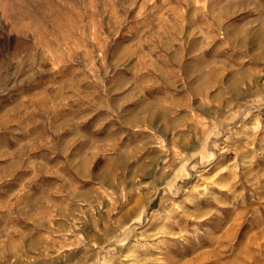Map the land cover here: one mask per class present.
<instances>
[{"label":"rangeland","instance_id":"rangeland-1","mask_svg":"<svg viewBox=\"0 0 264 264\" xmlns=\"http://www.w3.org/2000/svg\"><path fill=\"white\" fill-rule=\"evenodd\" d=\"M0 264H264V0H0Z\"/></svg>","mask_w":264,"mask_h":264},{"label":"bare ground","instance_id":"bare-ground-1","mask_svg":"<svg viewBox=\"0 0 264 264\" xmlns=\"http://www.w3.org/2000/svg\"><path fill=\"white\" fill-rule=\"evenodd\" d=\"M26 80V79H25ZM11 92V91H10ZM15 92V91H14ZM16 93V92H15ZM20 94V93H19ZM156 191V190H155ZM169 216V215H168ZM169 219L171 218V216L170 217H168ZM174 218V217H173ZM174 222V221H173ZM182 222V221H181ZM169 223V222H168ZM167 223V224H168ZM169 224H172V223H169ZM168 224V225H169ZM175 224V223H174ZM176 224H181V223H179V221L176 223ZM176 224H175V226H173V227H168L167 225H166V227H168V229H167V231H165V232H163L162 234H160V235H162V237H163V239L165 240H163L164 241V243H165V246H166V242L167 243H176L175 241H174V236L172 237V235L174 234V232L175 231H173L174 229H176L177 228V226H176ZM179 227V226H178ZM179 230V229H178ZM160 232V231H159ZM161 239V238H160ZM159 239V240H160ZM174 243L172 244V245H174ZM185 243V242H184ZM168 245V244H167ZM168 246H170V245H168ZM181 246V245H180ZM167 247V246H166ZM149 249V248H148ZM167 249V248H166ZM171 249V248H170ZM173 249V248H172ZM171 251V250H170ZM166 253V252H165ZM156 255V254H155Z\"/></svg>","mask_w":264,"mask_h":264}]
</instances>
